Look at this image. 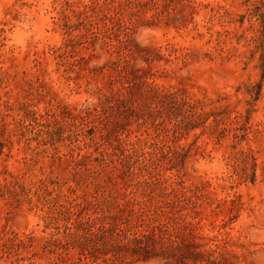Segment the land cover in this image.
<instances>
[{
	"label": "rangeland",
	"instance_id": "rangeland-1",
	"mask_svg": "<svg viewBox=\"0 0 264 264\" xmlns=\"http://www.w3.org/2000/svg\"><path fill=\"white\" fill-rule=\"evenodd\" d=\"M89 1L0 0V264H264V0Z\"/></svg>",
	"mask_w": 264,
	"mask_h": 264
},
{
	"label": "trees",
	"instance_id": "trees-1",
	"mask_svg": "<svg viewBox=\"0 0 264 264\" xmlns=\"http://www.w3.org/2000/svg\"><path fill=\"white\" fill-rule=\"evenodd\" d=\"M129 2H131V0H120V2L118 3L119 7H122L124 4H128ZM96 1L95 0H90L89 2H87L85 4V13L88 12L91 8L95 7L96 5ZM98 4V3H97ZM100 7V6H99ZM92 11V9H91ZM90 11V12H91ZM104 26H105V33L103 34L104 35V39H103V42L106 46L108 47H120V45L116 44V42H114L113 40V37L110 36L109 34L111 33L110 30H113L114 29V32L115 31H118V32H123L125 33V35H128V31H126L127 29H125L123 23H122V19L120 18L119 16V11L117 10L116 12H110V11H106L105 12V15H104ZM119 35V38H118V41L120 43H123L124 41H126L127 39H124L123 37L121 38V35ZM63 50L64 52H67L69 51L68 50V45H64L63 47ZM125 48L127 49L126 47V44H125ZM127 52V51H126ZM121 54V53H120ZM122 58L124 59L125 58V63L127 62V65H130L131 61L129 59H127V56L125 55V53L123 54ZM127 65L125 66V64H121L119 63L118 66H119V70L120 71H127ZM126 76V74H125ZM144 82V84H147V85H150L151 82H149L147 79H143L142 80ZM96 89L98 91H100L101 87L99 85H96ZM120 91V90H119ZM121 93H123L121 91ZM186 103H188V101L184 100ZM88 116H91V117H94V118H98V117H101L102 114H103V111H102V108L99 107V105L97 103H94L93 105L89 106L88 108ZM146 120V119H145ZM164 122V121H163ZM162 121H157L156 122V125L155 123H153L155 126H159L163 123ZM168 124H165V126L163 127H166L168 128L167 130L169 129H173V128H176L178 126V123H172L171 125H168ZM94 129H98L99 132H100V143L102 145H105V142L108 144V141L106 140L105 138V133L103 132V130H101V128L99 129L97 127V125H93L92 126ZM149 132H148V136H143L144 134L142 133V135H137V138L134 139V140H131L129 142V145L132 149H129L126 150L124 148V151L121 152L122 153H117L115 152L114 153V157H111V158H108V155H111V153L109 151H103L101 153L102 155V160L103 162L102 163H108L110 160H113L114 162V166H117V162L121 163L124 167H127L128 171H132L134 173H136V166L133 164V160L132 158L137 155L139 153L140 150L143 151L144 154L147 153V151H145L147 145H151V140L149 139ZM141 143H143L142 147H141ZM153 143L155 144V142L153 141ZM139 144V146H138ZM120 149V148H119ZM92 156V155H91ZM145 156V163H144V167L147 168L149 167L150 163L151 162H154L155 159L154 158H147V155H144ZM144 181H147L149 182L148 180L144 179ZM100 184V183H99ZM100 187L104 188V185H100ZM112 192L110 191L108 195H106L105 191L102 192V198L103 200L101 199V201L96 197V206L99 207L100 206V211L99 214L97 216H94V217H91L89 216L86 220H84L83 222H81V220H79V223H85L86 225H89L90 227H97L98 230H102V231H105L106 229H108V227H110L113 223H112V217L111 216H117L118 213H117V208H119V203L117 202H114L113 201V198H112ZM128 195V193H127ZM138 200V199H136ZM135 204H139V200L138 201H135L134 202ZM147 205L143 206V208H133L131 211L134 212L138 218H142V216L144 215V212H146L147 209ZM116 211V212H114ZM159 214L158 212H156V215H154L155 217H157ZM158 226L160 227V231H164V227L167 226V229H168V224L167 222L165 221H159V224Z\"/></svg>",
	"mask_w": 264,
	"mask_h": 264
}]
</instances>
